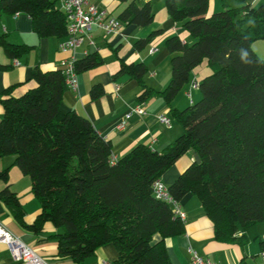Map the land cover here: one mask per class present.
<instances>
[{"label":"trees","instance_id":"obj_1","mask_svg":"<svg viewBox=\"0 0 264 264\" xmlns=\"http://www.w3.org/2000/svg\"><path fill=\"white\" fill-rule=\"evenodd\" d=\"M127 2L128 0H119ZM170 16L190 33L193 42L179 35L166 38L171 54V79L158 90L145 83L146 63L121 59L115 77L128 74L142 90L139 102L157 95L169 105L171 117L182 132L164 150L139 144L113 162V144L92 121L61 104L69 88L62 68L43 70L35 66L36 85L20 95L14 87L4 91L0 103V159L14 156L0 170V201L27 229L38 232L49 221L57 228V255L83 264L95 251L113 243L115 264H173L166 239L185 233V221L173 205L156 197L154 182L161 179L179 158L191 151L192 162L169 186L180 202L188 193L201 201L212 220L215 239L241 245L258 241L264 253V57L253 44L264 39V4L239 0L231 7L208 14L210 0H163ZM58 0H0V14H27L39 37L68 35L66 13ZM155 17L151 1L143 5L130 0L118 19L146 26ZM162 32L158 29L134 42L145 48ZM0 46L12 58H20L35 45L12 43L0 35ZM117 50L115 49V52ZM207 62L211 73L199 81L202 97L185 108L173 101L191 82L195 68ZM99 51L75 61L77 73L103 65ZM8 68V65H1ZM105 93L102 84L90 90L97 99ZM17 166L31 178L32 191L41 213L32 224L10 187L9 170ZM156 234L161 239L154 240Z\"/></svg>","mask_w":264,"mask_h":264},{"label":"crops","instance_id":"obj_2","mask_svg":"<svg viewBox=\"0 0 264 264\" xmlns=\"http://www.w3.org/2000/svg\"><path fill=\"white\" fill-rule=\"evenodd\" d=\"M90 1L99 8L107 10L110 15L118 17L130 0L122 3L119 0ZM147 1L152 2L155 14L150 24L137 26L123 22L121 32L115 35H106L97 27L93 29L95 47L87 44L79 47L76 51L77 59L85 56V50L99 51L104 58V63L99 67L78 73V89L68 88L61 104L65 111L75 110L88 117L100 135L111 140L113 156L116 158H121L139 144L162 151L182 132L180 125L171 117L169 105L162 97L155 95L147 101L139 102L137 98L142 88L138 81L128 74L115 77L120 69L121 59L128 63L142 61L148 67L144 77L145 83L162 90L171 79V54L165 46L166 38L179 35L185 42H193L192 36L185 27L170 16L163 0H138V4L143 5ZM220 3L221 5L218 0H210L208 14L221 6L224 7L223 0H220ZM259 4H264V0L254 1V5ZM57 5L59 6L60 2ZM158 29H162V32L155 35L145 48L141 50L134 48V42L137 39L146 38ZM3 34L12 43H26L35 47L28 54L12 59L0 46V64L8 65V68L0 67V99L4 97V91L11 86L16 85L12 95H20L34 87L36 82L31 78V74L35 66L38 65L43 70L62 68V62L71 56L70 52L60 50L59 44L62 39L39 37L34 32L31 19L27 14L1 13L0 35ZM253 48L259 56H264L262 54L264 44H258L256 41ZM210 73L211 68L207 62L195 68L191 75V82L178 94L173 105L182 109L196 102L201 97L200 89L192 88L191 84L194 81H200ZM95 84H102L105 89V93L97 99H93L90 94ZM138 104H142L146 114L134 113L127 118L126 114ZM3 112L4 108L0 103V119ZM162 115L171 118L170 125L161 122ZM123 122L125 125L120 127ZM192 162H194V152L189 151L165 172L161 180L170 185ZM9 178L11 189L17 193L26 211L25 222L32 224L41 213V205L32 191L31 178L23 174L17 166L10 167ZM5 185L4 181H0V190ZM179 205L185 214V233L166 239L173 264H186L192 256L190 248L219 264L238 262L254 264L261 260L258 241L241 245L238 242L216 240L214 224L195 194L185 195ZM0 221L34 248L49 264H77L71 258L57 255L58 242L54 235L58 230L53 223L47 221L40 231H31L24 227L1 201ZM160 239V234L154 236L155 241ZM117 258V248L113 243H108L99 247L83 264H115ZM0 264L22 263L15 261L7 247L0 244Z\"/></svg>","mask_w":264,"mask_h":264},{"label":"built area","instance_id":"obj_3","mask_svg":"<svg viewBox=\"0 0 264 264\" xmlns=\"http://www.w3.org/2000/svg\"><path fill=\"white\" fill-rule=\"evenodd\" d=\"M58 2H60L58 7L66 13L68 20V35L62 39L59 48L62 51L71 53L70 58L62 62V69L66 75L69 88L77 90L78 73L75 69L77 49L84 44L95 47V40L92 34L95 27L103 30L106 35H115L121 32L123 22L117 17L110 15L107 10L99 8L90 0H58ZM88 53L89 50L84 51V55ZM15 63L18 64V61L15 60ZM191 87L199 88V81L192 82ZM134 113L146 114V111L142 104H138L126 114L127 118H130ZM160 120L166 125L171 123V118L168 116L162 115ZM124 125L125 122L120 124V127ZM116 160L117 158L113 156V162ZM154 193L157 198L170 202L173 205L174 212L183 220L185 219V214L181 211L179 202L172 198L169 186L161 179L154 182ZM0 244L5 245L11 257L22 264H49L34 248L14 234L2 221H0ZM190 251L192 256L186 264H219L201 256L193 248H190ZM260 259L254 264H264V253H260ZM234 264L245 263L238 262Z\"/></svg>","mask_w":264,"mask_h":264},{"label":"rangeland","instance_id":"obj_4","mask_svg":"<svg viewBox=\"0 0 264 264\" xmlns=\"http://www.w3.org/2000/svg\"><path fill=\"white\" fill-rule=\"evenodd\" d=\"M227 1L231 7H238L241 5V2L239 0H227ZM218 2L221 5L220 0H218ZM222 9H223V7L221 6L217 10H214V12L220 11ZM258 44H264V39L258 40ZM262 54L264 55L263 52H262ZM260 57H264V56H260ZM200 93H201V91H200ZM201 97H202V94H201ZM13 160H14V156H12V155L1 158L0 159V170L10 166L11 163L13 162ZM258 227H259V232H260L261 236L264 237V222L259 223Z\"/></svg>","mask_w":264,"mask_h":264},{"label":"water","instance_id":"obj_5","mask_svg":"<svg viewBox=\"0 0 264 264\" xmlns=\"http://www.w3.org/2000/svg\"><path fill=\"white\" fill-rule=\"evenodd\" d=\"M194 161L195 162H200V157L197 153H194Z\"/></svg>","mask_w":264,"mask_h":264}]
</instances>
